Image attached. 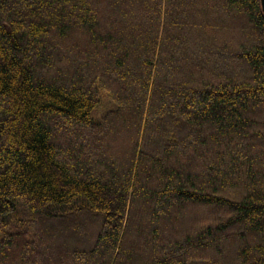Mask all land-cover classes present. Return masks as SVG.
<instances>
[{
  "label": "trees",
  "instance_id": "trees-1",
  "mask_svg": "<svg viewBox=\"0 0 264 264\" xmlns=\"http://www.w3.org/2000/svg\"><path fill=\"white\" fill-rule=\"evenodd\" d=\"M0 264H264L261 0H0Z\"/></svg>",
  "mask_w": 264,
  "mask_h": 264
},
{
  "label": "rangeland",
  "instance_id": "rangeland-1",
  "mask_svg": "<svg viewBox=\"0 0 264 264\" xmlns=\"http://www.w3.org/2000/svg\"><path fill=\"white\" fill-rule=\"evenodd\" d=\"M261 2H262V5H264V0H261Z\"/></svg>",
  "mask_w": 264,
  "mask_h": 264
}]
</instances>
